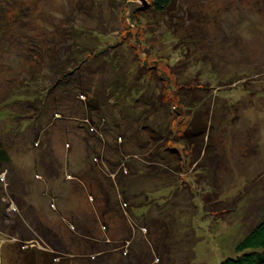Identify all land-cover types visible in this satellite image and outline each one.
<instances>
[{"label": "rangeland", "instance_id": "374dc122", "mask_svg": "<svg viewBox=\"0 0 264 264\" xmlns=\"http://www.w3.org/2000/svg\"><path fill=\"white\" fill-rule=\"evenodd\" d=\"M151 4L0 0V264H221L264 219V0Z\"/></svg>", "mask_w": 264, "mask_h": 264}, {"label": "trees", "instance_id": "16d2710c", "mask_svg": "<svg viewBox=\"0 0 264 264\" xmlns=\"http://www.w3.org/2000/svg\"><path fill=\"white\" fill-rule=\"evenodd\" d=\"M175 2L176 0H152L151 5L157 12L163 13L171 9V7L174 5ZM89 108H92V106H90ZM174 113H176V116L182 114V112L179 113V111H174ZM186 117L188 119L187 120L188 124L186 125L184 132L182 131L183 132L182 134L181 132L178 133L177 138H180L185 143V146L188 147V149L189 148L192 149L193 147V151L197 155L194 160H196V163H199L201 162L202 156L204 157L209 151V139L211 137L210 135L211 129L209 130V125L207 122L209 120L203 122L201 118V114L199 113L194 114L192 112H190ZM171 118H173V116H171ZM85 121L89 124H93V125L96 124L89 117L85 118ZM95 127L99 129L100 124H96ZM95 127L92 128L95 129ZM170 130L173 132L172 127ZM119 139L122 142L124 140L123 137H120ZM177 146L178 145L175 143L174 140L173 141L170 140L166 144L165 150L168 153H172L176 161H181L182 151L177 150L176 149ZM163 151L164 150H162V153ZM163 161H165L164 164L170 163V161L166 157H162V162ZM10 162H11L10 153L5 148L4 142L0 139V167L2 166L9 168ZM178 164L180 163H177V165ZM127 169H129L130 171L131 169L130 166L125 168L126 175H128ZM237 250L239 253H243V254L235 259L232 258L226 259L221 264H264V219L255 228H253V230L248 234L246 239L239 244Z\"/></svg>", "mask_w": 264, "mask_h": 264}, {"label": "water", "instance_id": "95a60500", "mask_svg": "<svg viewBox=\"0 0 264 264\" xmlns=\"http://www.w3.org/2000/svg\"><path fill=\"white\" fill-rule=\"evenodd\" d=\"M145 4L144 8H148L150 5H148V0H139Z\"/></svg>", "mask_w": 264, "mask_h": 264}]
</instances>
